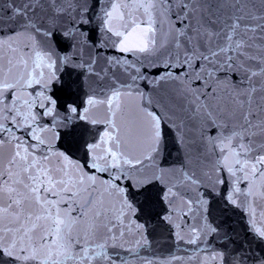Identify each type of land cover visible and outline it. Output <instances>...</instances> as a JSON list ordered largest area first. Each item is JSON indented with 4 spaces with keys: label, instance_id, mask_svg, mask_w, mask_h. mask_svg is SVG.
Instances as JSON below:
<instances>
[{
    "label": "snow or ice",
    "instance_id": "1",
    "mask_svg": "<svg viewBox=\"0 0 264 264\" xmlns=\"http://www.w3.org/2000/svg\"><path fill=\"white\" fill-rule=\"evenodd\" d=\"M0 264H264V0H0Z\"/></svg>",
    "mask_w": 264,
    "mask_h": 264
}]
</instances>
